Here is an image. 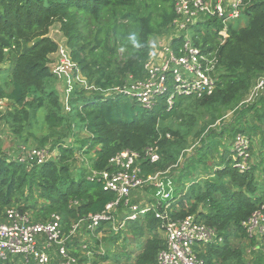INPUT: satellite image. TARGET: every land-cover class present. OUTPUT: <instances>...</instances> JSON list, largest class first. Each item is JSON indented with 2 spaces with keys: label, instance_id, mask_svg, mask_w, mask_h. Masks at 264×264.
Masks as SVG:
<instances>
[{
  "label": "trees",
  "instance_id": "16d2710c",
  "mask_svg": "<svg viewBox=\"0 0 264 264\" xmlns=\"http://www.w3.org/2000/svg\"><path fill=\"white\" fill-rule=\"evenodd\" d=\"M176 16L174 0H0V100H6L0 119L9 125L17 146L33 136L38 143L34 146H49L55 152L42 164L24 163L13 156L14 151L6 152L0 139V222L6 221L11 208L28 212L35 222L57 214L68 235L73 224L84 219L65 243L76 258L74 264L108 261L121 228L105 221L92 236L99 232L108 236L95 244L82 240L92 232L86 228L89 215L102 212L116 198L103 189L101 180L90 178L91 170H114L110 158L122 150L143 154L148 146L157 145L160 158L141 159L142 175L168 171L174 181L179 168L175 177L179 186L165 200L156 196L153 185L134 192L133 202L143 207L147 200L153 209L126 221L136 236V251H124L123 261L119 252L115 263L156 262L167 241L165 222L155 210L162 211L170 202L171 219L193 215L223 237V242L199 249L205 264H264V253L253 249L256 238L243 225L264 209V185L257 176L264 165V87L246 101L264 75V0H244L241 16L229 23L226 37L220 34L224 25L217 15L192 26L195 43L204 51L216 50L219 65L213 94L179 96L172 109L161 97L157 106L146 109L117 88L130 76H145L144 65L154 49L152 38L167 33ZM244 16L247 23L237 25ZM56 23L67 38L74 67L87 81L70 97L68 111H63L59 91L50 86L55 78L51 55L60 46L49 35ZM227 114L230 118L225 121ZM38 115L47 129L41 136L33 131ZM239 133L251 143L260 141L257 154L252 147L248 150L250 157L252 152L258 156L259 164H251L249 157L244 171L236 165L234 141ZM90 151L94 154L89 162L80 163L79 155ZM199 166H210L214 177L197 179ZM121 210L127 208L121 205ZM102 241L109 243L105 252ZM50 254L52 264L62 262L56 252ZM0 264L32 261L10 255Z\"/></svg>",
  "mask_w": 264,
  "mask_h": 264
},
{
  "label": "built area",
  "instance_id": "2783aa9c",
  "mask_svg": "<svg viewBox=\"0 0 264 264\" xmlns=\"http://www.w3.org/2000/svg\"><path fill=\"white\" fill-rule=\"evenodd\" d=\"M176 18L171 28L175 35H163L154 48V56L144 65L145 76L135 78L130 76L118 91L134 98L144 108L152 109L165 98V105L172 109L179 96H194L201 98L214 93L217 87L216 74L218 73V57L216 50L204 51L194 41V33L189 34L192 26L212 16L222 19L223 29L220 31L227 36L230 22L241 16L244 0H174ZM181 42H175L180 40ZM253 89L246 101H251L258 89L264 87L260 82ZM250 139L237 134L234 149L237 154V167L244 171L248 165ZM53 152L47 148L37 146L18 145L13 156L20 162L42 164L52 158ZM160 158L157 145L148 146L144 153L124 149L110 158L114 170H91L90 178L102 181L103 189L114 192L116 198L109 202L102 212L89 215L86 224L88 230H96L102 222H113L116 214L122 215L119 226L122 228L126 221L135 220L140 215L153 209L145 200V206L133 202L134 192L144 186L153 185L156 196L163 200L173 196V179L168 171L142 175L141 159L156 162ZM159 204V202L157 203ZM121 205L127 211L118 210ZM158 207V206H157ZM167 202L162 211L156 208V216L164 220L166 226V247L162 249L154 264H205L198 252L202 246L210 243L223 242V237L215 228L199 221L193 215L182 220H173L169 217ZM124 212V213H122ZM52 218L35 222L28 212H20L14 208L7 210L6 221L0 222V259L7 260L10 255L22 256L32 264H52L50 251L56 252L62 262L60 264H74L76 258L70 256L65 245L66 240L77 234L85 220L80 219L73 224L68 235L62 228V219L53 214ZM114 226H115V222ZM248 235L256 238L253 249H260L264 253V209H260L243 223Z\"/></svg>",
  "mask_w": 264,
  "mask_h": 264
},
{
  "label": "rangeland",
  "instance_id": "374dc122",
  "mask_svg": "<svg viewBox=\"0 0 264 264\" xmlns=\"http://www.w3.org/2000/svg\"><path fill=\"white\" fill-rule=\"evenodd\" d=\"M247 19H248L247 16H244L242 18V20L237 23V25H245L247 23ZM176 33L177 32H175L174 29H170L164 35L168 34V36H169V35H175ZM192 33H193V31L190 30L189 34L192 35ZM49 35L51 37H53L54 39H56L58 41V43L60 44L58 51L51 55V67L55 72V78L52 80L50 86L59 91L63 111H68L69 110V99H70V97L72 96V94L74 92L79 90V88H81L82 86H85L87 84V81L84 78V76H82L81 74L78 73L76 67H74V64L72 63V61L70 59V49L67 45V38L64 35L63 31L61 30V24L56 23L50 29ZM162 37H163V35L152 38L151 45H153L154 47H155V45L158 46L157 42ZM154 52H156V48H154L152 50L151 58L154 56ZM7 64L8 63L6 62L5 64H3V66L7 65ZM262 81L264 82V75H262L259 78L258 84ZM253 89L256 90L257 87H254ZM5 106H6V100H4V99L0 100V110H4L6 108ZM41 118H42L41 115L37 116V122L33 128V131L37 134V136H41L42 134H44L47 131V129L43 128V126H42ZM229 118H230V115L227 114L224 117V120L228 121ZM81 136H84V134H81ZM14 138H15V136L10 131L9 125L6 122H4V120L0 119V139L3 140L4 150L8 153L13 152V151L14 152L17 151L18 146L16 145L17 143H16V140ZM37 144H38L37 140L33 139V136H29V140H28V143L26 145L34 146ZM259 146H260L259 140L253 139V142L252 143L250 142V147H252V150H253V152H255V154H257V152H258ZM193 147L194 146L189 148L188 151L190 152V150ZM45 148H47L49 150V146H46ZM253 152H252V156L250 157L251 158L250 163L251 164H254V163L259 164L258 156L253 155ZM53 153L55 154V152H53ZM93 154H94V152L90 151L89 153L79 155V157H81L80 163H88L89 158L91 156H93ZM263 166L264 165L259 166V172H257L259 184H261V185H264V170H262ZM195 169H196L195 172L197 174L195 177H197V179H199L200 181H204V179L208 176L214 177V173L212 172V168L210 166H207V167H200L199 166V167H196ZM169 171H170V173L173 172L171 170H169ZM178 174H179V168H176L173 176L177 177ZM175 177H174V181H173L174 189H175V187L179 186V185H177V179H175ZM151 194L152 193H149V195H151ZM150 197H152V196L147 195V198H150ZM145 198H146V196H145ZM120 209H121V207L118 210H120ZM167 210L169 211V210H171V208H168ZM113 222H115V228H116L119 226L120 220H119V218H116V220ZM126 226H127V223L125 222L124 226L121 228L122 231H120V233H119L118 241L116 243L112 242L113 245L110 247V250H109L110 260L101 262V264H116L114 261V256L118 255L119 252H120L121 259L123 261V260L127 259L126 254H123L124 251H126V250L127 251H132V250L136 251V247H137L136 241H135L136 236H132L131 231L129 230V227L127 229ZM123 228L126 230H123ZM106 229H107V227H106ZM93 233H95L94 230H92L91 234L86 233L83 236L82 240L83 241L86 240L92 244H95L96 241L101 238V236H103V235L108 236L107 234L99 232L98 237H94V236H92ZM124 237L126 239H124ZM124 240H126V243H123ZM108 244H109L108 242H104V241L101 242L102 252H105V249L108 246ZM247 253L250 255V257L252 256L249 253V250L247 251ZM134 257L132 256L133 259H134ZM122 264H128V263L126 261H124Z\"/></svg>",
  "mask_w": 264,
  "mask_h": 264
},
{
  "label": "crops",
  "instance_id": "0c3cea01",
  "mask_svg": "<svg viewBox=\"0 0 264 264\" xmlns=\"http://www.w3.org/2000/svg\"><path fill=\"white\" fill-rule=\"evenodd\" d=\"M136 193V192H135Z\"/></svg>",
  "mask_w": 264,
  "mask_h": 264
},
{
  "label": "water",
  "instance_id": "95a60500",
  "mask_svg": "<svg viewBox=\"0 0 264 264\" xmlns=\"http://www.w3.org/2000/svg\"><path fill=\"white\" fill-rule=\"evenodd\" d=\"M31 44V43H30Z\"/></svg>",
  "mask_w": 264,
  "mask_h": 264
}]
</instances>
